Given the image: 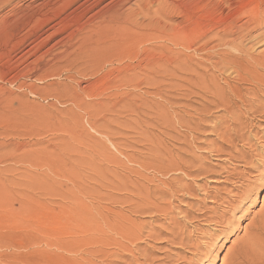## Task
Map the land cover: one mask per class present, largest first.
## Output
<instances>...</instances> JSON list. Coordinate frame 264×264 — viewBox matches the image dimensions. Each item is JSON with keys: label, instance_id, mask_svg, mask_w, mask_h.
Wrapping results in <instances>:
<instances>
[{"label": "rangeland", "instance_id": "rangeland-1", "mask_svg": "<svg viewBox=\"0 0 264 264\" xmlns=\"http://www.w3.org/2000/svg\"><path fill=\"white\" fill-rule=\"evenodd\" d=\"M47 1L0 0V23ZM107 2L62 18L82 25ZM10 22L0 25V264H264V82L238 87L227 115L171 68L149 82L137 70L124 86L109 83L124 63L94 72L64 55L55 66L73 27L22 43ZM159 45L180 49L146 47ZM155 159L182 170L146 166Z\"/></svg>", "mask_w": 264, "mask_h": 264}, {"label": "bare ground", "instance_id": "bare-ground-1", "mask_svg": "<svg viewBox=\"0 0 264 264\" xmlns=\"http://www.w3.org/2000/svg\"><path fill=\"white\" fill-rule=\"evenodd\" d=\"M81 1L48 0L46 3H40L30 14L14 17L11 21L12 30L20 35L18 39L22 43L32 40L38 34L43 36V33L45 38L39 42L44 44L61 35L68 27H73L66 37L56 42V45L61 44L64 50L61 52L62 55L58 54L53 58L55 66L63 62L64 55L69 67H77L79 64L90 65L94 67V72L115 61L124 63L121 68L116 69L118 75L109 80L113 85L124 86L139 80L137 70L147 71L142 80L149 82L156 74L167 73L171 68L173 75L174 72L189 75L184 81L196 87L199 93L211 98L207 102V109L219 107L227 115L232 113L233 96L234 98L239 96L241 99L238 87L250 86L249 90L252 92L258 88L257 85L264 82V49L256 55L250 53L251 49L264 46V0H85L82 3ZM106 1L108 2L91 13L82 25H79L77 16L72 17L68 24L65 21L67 17L62 18V14L76 3L81 4L75 12L82 9L79 17H83ZM154 7V11L151 12ZM75 12L72 11L69 17ZM150 13L155 19L145 23V18ZM174 16L180 19L179 24L184 25L181 30L167 29L162 22ZM8 23L1 20L0 25ZM10 26L9 24L8 28ZM151 41H168L180 49L177 51L167 49L166 52L164 45L146 47ZM209 45L212 46L207 49ZM75 46V51L70 52L69 50ZM184 50H193V53L200 55L202 61H194L192 56L183 52ZM214 73L223 76L222 80L225 83L223 86L219 85L218 77ZM100 92L104 95L103 90ZM159 93L160 90H157L155 95ZM66 94L72 101L80 98L75 94ZM162 115L163 118L166 117L165 113ZM183 117L176 116L177 124L180 126L188 125ZM152 161L146 166L150 167L156 162L159 170H166L167 167L182 170L174 161L168 162L166 167L159 160Z\"/></svg>", "mask_w": 264, "mask_h": 264}]
</instances>
